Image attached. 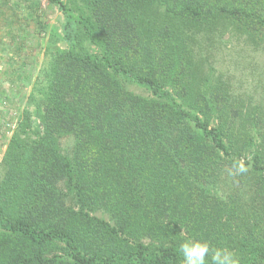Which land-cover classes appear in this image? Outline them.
<instances>
[{"label": "rangeland", "instance_id": "obj_1", "mask_svg": "<svg viewBox=\"0 0 264 264\" xmlns=\"http://www.w3.org/2000/svg\"><path fill=\"white\" fill-rule=\"evenodd\" d=\"M61 1L65 11L48 0H0V198L5 197L4 205L9 203L13 188L21 186L17 171H10L5 162L11 138L17 136L19 144L23 137L37 142L43 136L49 122L45 119L47 105L56 109L51 92L60 89L56 85L61 70L67 71L65 54L70 47L83 54H102L77 22L94 0ZM108 1L101 0L103 5ZM132 8L128 3L125 15L110 19L129 34V43L137 44L136 70L155 72L161 86L172 92L182 109L219 130L232 153L224 154L192 120L176 117L167 109L172 107L171 102L157 98L133 80L111 74L110 82L130 99L136 96L156 103L155 114L166 128L156 134L157 139L178 146L173 157L175 166L166 181L159 172L147 171L146 206L134 213L138 223L143 216L155 213L154 232L146 233L149 235L143 238L144 244L156 251L166 238L181 239L182 243L196 239L233 252L240 244L237 240L251 239L264 247V173L254 166L256 155L258 163L264 165V29L252 33L225 18L205 25L195 16L173 17L165 10V0H139L137 9ZM160 45L172 63L161 58L163 66L156 67L149 49L155 48L154 54ZM68 78L63 83L70 88ZM134 107L127 103L123 107L125 116L142 125L145 121ZM147 109L146 103L142 110ZM21 120L29 124L24 133ZM51 135L58 153L71 158L74 134L60 130ZM90 141L89 137V146ZM25 150L29 156V149ZM236 161H243L248 171L238 174L233 167ZM109 184L102 176L94 185V198L104 197ZM103 201L89 210L90 216L106 221L115 232L107 233L99 243L88 244L87 250L95 247L102 253L127 254L136 238L125 237ZM152 201L163 202L164 210L147 211ZM169 201L173 205H168ZM6 234L9 243L20 242L16 234ZM66 252L61 243L45 250L47 256L55 255L62 263L70 261Z\"/></svg>", "mask_w": 264, "mask_h": 264}, {"label": "trees", "instance_id": "obj_2", "mask_svg": "<svg viewBox=\"0 0 264 264\" xmlns=\"http://www.w3.org/2000/svg\"><path fill=\"white\" fill-rule=\"evenodd\" d=\"M48 1L65 11L61 0ZM138 1L111 0L107 6L101 0H94V5L84 9L77 22L86 37L100 47L101 56L79 53L70 47L65 54L67 71L61 70V79L57 80L56 89H60L51 92L56 109L55 105H47L46 108L45 119L49 122L43 136L37 142H28L23 137L19 144L17 136L11 138V151L5 162L10 171H17L16 179L21 186L13 188L14 193H9V203L4 205L5 197L0 198V264L62 263L57 262L55 255L47 256L45 253L56 243L63 244L70 257L69 262L62 264H116L118 261L126 264H183L179 251L181 239L166 238L156 251H150L143 238L149 235L146 233L154 232L155 213L152 217L143 216L139 223L134 214L146 206L147 171L159 172L160 178L166 181L167 174L175 166L173 157L178 146H168L157 139L156 134L166 128L155 114L156 103L145 102L136 96L130 99L128 93L110 82L111 74L133 80L149 88L157 98L171 102L172 107L167 109L173 110L176 117L192 120L224 154L232 153L219 130L209 126L198 115L182 109L172 92L161 86L155 72L148 74L136 70L137 44L128 42L129 34L111 22L110 16L126 13L128 3L133 11L136 10ZM116 3L114 9L112 6ZM165 10L173 17L195 16L204 20L205 25L225 18L252 33H261L264 29V0H165ZM158 48L154 54L155 48L149 49L153 64L163 66L161 58L172 63L171 57L164 55L165 49L161 45ZM66 77L71 78L70 88L63 83ZM127 103L131 108L135 105L133 109L137 107L138 114L145 121L142 125L126 118L123 107ZM146 103L148 109L143 112ZM24 120H21L22 126L25 125ZM24 127L23 133L29 124ZM60 130L75 136L71 158L60 155L54 148L51 134ZM89 137L92 147L86 144ZM25 149H29V156ZM35 151L36 155L30 156ZM258 159L256 155L254 166L263 174L264 165L258 163ZM102 176L110 184L104 197L99 195L96 199L94 189ZM102 200L107 211L113 214L117 226L122 227L125 237L136 238L128 247L127 254L102 253L95 247L87 250L88 244L99 243L107 233L115 232L106 221L90 216L89 210ZM168 205L173 204L169 201ZM147 207V211L150 208L162 211L164 203L152 201ZM6 233L16 234L20 242L9 243ZM237 242L240 244L233 252L240 264H264V247L260 242L253 244L251 239ZM212 248L219 247L213 245Z\"/></svg>", "mask_w": 264, "mask_h": 264}, {"label": "clouds", "instance_id": "obj_3", "mask_svg": "<svg viewBox=\"0 0 264 264\" xmlns=\"http://www.w3.org/2000/svg\"><path fill=\"white\" fill-rule=\"evenodd\" d=\"M233 167L238 174L248 171L243 161L234 162ZM179 251L183 257V264H240L234 252L224 248H212L207 241L185 240L180 244Z\"/></svg>", "mask_w": 264, "mask_h": 264}]
</instances>
